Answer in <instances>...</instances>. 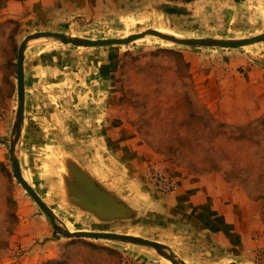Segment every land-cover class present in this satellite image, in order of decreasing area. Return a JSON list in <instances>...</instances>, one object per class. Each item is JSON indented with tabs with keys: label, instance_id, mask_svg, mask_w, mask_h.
Instances as JSON below:
<instances>
[{
	"label": "rangeland",
	"instance_id": "obj_1",
	"mask_svg": "<svg viewBox=\"0 0 264 264\" xmlns=\"http://www.w3.org/2000/svg\"><path fill=\"white\" fill-rule=\"evenodd\" d=\"M68 12L67 9L52 11L45 8L41 0H0V264H125L126 260L135 264H166L164 258H168L159 249L148 245L119 239L63 235L19 183L9 152L11 129L18 107V47L25 37L39 31L104 39L127 38L149 28H164L174 30L183 38L239 40L261 34L260 31L264 33V17L223 20L199 17L202 12L180 16L160 4L145 7L128 2L98 11L95 17L80 14L69 18ZM218 13L220 15V11ZM143 38L129 44L99 47L105 53L102 57L108 56L109 62L114 57L116 61L113 68L109 66L112 76L108 110L126 128L134 130L155 154L145 169V179L155 190L147 175L151 167H157L174 183L170 169L178 168L191 174H219L249 199L261 201L260 223L264 239V114H257V108L252 110L249 100L230 99L229 89L235 78L224 66L227 59L212 52L258 51L251 49L263 45L264 40L224 48L179 44L159 32ZM62 44L58 39L41 37L30 40L24 50V54H29L28 63L31 65H35L38 59L53 63L48 70H42L43 74L39 71L40 76L35 78H41L39 83L32 85L31 82L29 85L43 105L54 98L66 106L65 95L75 89L73 85L69 86L73 71L63 68L69 63L70 55ZM53 47L55 54L49 51L45 56L46 50ZM83 47H88L85 48L89 51L88 57L98 55L94 53L97 50L89 48L94 46ZM95 68L92 65L91 71ZM220 74L223 75L219 77L222 80L220 85L209 82V76ZM53 82L57 84L45 87ZM38 89L47 91L36 93ZM235 109L240 112L233 113ZM39 112H42L40 107L36 120L40 117V121H51ZM64 120H67L66 115L60 114L59 121ZM45 143L43 149L23 146L17 156L23 172L28 173L30 183H27L55 214L52 206H67L69 203L63 191L59 195L53 190L54 183L60 181L55 174L58 160H61L60 153L53 149L52 140L47 139ZM58 197L62 198L59 202L55 200ZM79 213L78 210L71 217L77 223L75 228L90 227L97 232L128 234L158 241L168 245L173 256L183 264H264V244L252 252L237 250L228 254L198 246L197 239L190 237L188 241L178 242V247H184L177 249L172 248L156 229L142 223L131 220L105 222L95 216L88 220ZM58 214L70 220L64 213ZM55 217L57 223L69 230L57 215ZM57 239L58 243L51 242ZM27 252L32 255L28 259Z\"/></svg>",
	"mask_w": 264,
	"mask_h": 264
},
{
	"label": "crops",
	"instance_id": "obj_2",
	"mask_svg": "<svg viewBox=\"0 0 264 264\" xmlns=\"http://www.w3.org/2000/svg\"><path fill=\"white\" fill-rule=\"evenodd\" d=\"M41 1L45 8L52 11L67 9L69 18L70 15L74 17L80 14L95 17L98 11L114 8L124 2L145 7L160 4L167 11L180 16H193L202 12L199 17L223 20L230 17L248 20L264 17V0ZM62 46L70 55L69 63L63 68L73 71L69 86L75 88L67 92L68 96L65 95L66 106L54 98L44 105L36 99L37 95L29 89V85L31 82L32 85L39 83L41 78L35 80L40 76L39 71L48 70L53 63L38 59L35 65H31L28 63L29 54H24V106L15 151L17 156L23 146L43 149L45 140H52L50 144L61 157L55 172L60 181L54 183L53 190L59 195L63 191L69 203L67 206H52V210L70 231H94L90 227L75 228L77 223L71 217L79 210V215L88 220L95 216L105 222L131 220L150 226L160 232L172 248L177 249L184 247H178V242L188 241L190 237L197 239L198 246L228 254L237 250L252 252L255 247L264 244L260 223L261 201L249 199L242 190L229 185L219 174H191L178 168L170 169L169 174L176 183L175 190L167 196L157 193L144 177L146 167L155 157L154 152L134 130L126 128L108 110V90L112 76L109 66L113 68L116 63L114 57L111 62L108 56L102 57L105 53L99 46L89 47L97 50L94 53L98 55L93 58L87 56L89 51L85 48L88 47L72 44ZM254 49L258 51L212 52L215 56L227 59L224 66L235 78L229 89L230 99L249 100L251 109L257 108L256 113L263 115L264 44L251 50ZM49 51L55 54L53 47L46 50L45 56L49 55ZM92 65L94 68L97 66L94 71H91ZM221 76H209L208 80L220 85ZM55 84L49 83L45 87ZM44 91L47 90L40 89L36 93ZM39 107L42 111L39 113L51 121H40V117V120H36ZM234 112L240 111L235 109ZM60 114L66 115L67 120L59 121ZM34 131H37L36 134ZM18 164L22 176L29 182L28 173L23 172L19 159ZM61 199L58 197L55 200L59 202ZM59 212L69 216L70 220L62 218ZM51 242L58 243L59 240ZM31 256L29 252L26 259ZM164 261L170 264L168 259L164 258Z\"/></svg>",
	"mask_w": 264,
	"mask_h": 264
},
{
	"label": "water",
	"instance_id": "obj_3",
	"mask_svg": "<svg viewBox=\"0 0 264 264\" xmlns=\"http://www.w3.org/2000/svg\"><path fill=\"white\" fill-rule=\"evenodd\" d=\"M159 32L166 38L184 45H210V46H218V47H241L245 45L252 44L254 42L263 41L264 33L239 39V40H223L217 38H183L176 37L171 35L170 33L164 32L163 28H149L141 33L129 36L127 38H104V39H85L72 37L64 33L56 32V31H39L32 33L25 37L19 47L17 52V89H18V107L15 121L12 125L11 129V138H10V159L12 163V168L14 175L16 176L19 183L28 191V193L32 196V198L43 208L45 213L50 218L53 226L60 233L65 236H83V237H91V238H107V239H119L125 240L133 243H139L142 245H148L159 249V251L167 257L172 264H183L179 262L175 256H173L170 247L164 243L153 241L149 239H144L138 236L128 235V234H118L112 232H97V231H70L63 227L61 223H57V218L55 215L49 210V208L45 205V203L41 200L38 194L30 187V185L24 180L19 164L16 156V143L19 136V127L22 120L23 115V106H24V87H23V55L24 50L26 48L27 43L36 38H53L60 40L63 44H72V45H80V46H101V45H109V44H129L135 42L148 34ZM229 264H239L236 262H231Z\"/></svg>",
	"mask_w": 264,
	"mask_h": 264
},
{
	"label": "built area",
	"instance_id": "obj_4",
	"mask_svg": "<svg viewBox=\"0 0 264 264\" xmlns=\"http://www.w3.org/2000/svg\"><path fill=\"white\" fill-rule=\"evenodd\" d=\"M147 175L150 181L153 183L155 190L160 194L168 195L174 190L175 183L172 181L170 177L166 176L157 167H151L148 170ZM125 264H135V263H133L130 260H126Z\"/></svg>",
	"mask_w": 264,
	"mask_h": 264
},
{
	"label": "bare ground",
	"instance_id": "obj_5",
	"mask_svg": "<svg viewBox=\"0 0 264 264\" xmlns=\"http://www.w3.org/2000/svg\"><path fill=\"white\" fill-rule=\"evenodd\" d=\"M163 31L164 32H167V33H170L171 35H174V36H176V37H180L174 30H167V29H164L163 28ZM144 39V38H143ZM139 40H142V39H139ZM170 263H171V261H170ZM172 264V263H171Z\"/></svg>",
	"mask_w": 264,
	"mask_h": 264
},
{
	"label": "trees",
	"instance_id": "obj_6",
	"mask_svg": "<svg viewBox=\"0 0 264 264\" xmlns=\"http://www.w3.org/2000/svg\"><path fill=\"white\" fill-rule=\"evenodd\" d=\"M0 164H2V163H0Z\"/></svg>",
	"mask_w": 264,
	"mask_h": 264
}]
</instances>
